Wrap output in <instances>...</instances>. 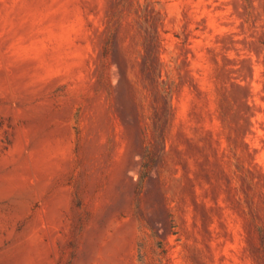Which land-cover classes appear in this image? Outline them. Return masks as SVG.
<instances>
[{
	"label": "rangeland",
	"instance_id": "374dc122",
	"mask_svg": "<svg viewBox=\"0 0 264 264\" xmlns=\"http://www.w3.org/2000/svg\"><path fill=\"white\" fill-rule=\"evenodd\" d=\"M0 264H264V0H0Z\"/></svg>",
	"mask_w": 264,
	"mask_h": 264
}]
</instances>
